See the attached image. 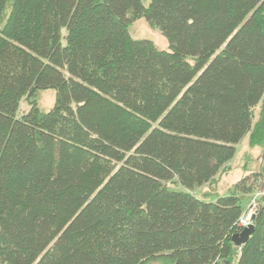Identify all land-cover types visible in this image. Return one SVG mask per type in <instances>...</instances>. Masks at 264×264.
<instances>
[{
    "label": "trees",
    "instance_id": "16d2710c",
    "mask_svg": "<svg viewBox=\"0 0 264 264\" xmlns=\"http://www.w3.org/2000/svg\"><path fill=\"white\" fill-rule=\"evenodd\" d=\"M245 137L264 150V0H0V264H264L263 191L231 238L263 169L197 190Z\"/></svg>",
    "mask_w": 264,
    "mask_h": 264
},
{
    "label": "rangeland",
    "instance_id": "374dc122",
    "mask_svg": "<svg viewBox=\"0 0 264 264\" xmlns=\"http://www.w3.org/2000/svg\"><path fill=\"white\" fill-rule=\"evenodd\" d=\"M148 0H145L147 3ZM64 32V29L62 30ZM129 33L134 38L137 39H149L151 40L158 49L167 51L169 49L168 43L164 36L155 28L149 26V24L144 19L135 20L132 25L129 27ZM55 90L54 89H44L39 92L38 98V107L43 110H48L52 107L55 100ZM29 105L25 100H21L19 103V112L27 111ZM258 107H256V113L258 112ZM18 112V113H19ZM236 153L229 162L230 171L220 175L215 180V183L210 187H202L197 189L198 192H203L207 190L216 191L221 194H228L229 188L232 184L244 174H251L249 172H254L255 170L263 169L264 171V150L259 146H254L251 148L247 143V137L243 138L239 143L236 144ZM248 183H252L254 192L247 194L242 199V203L245 206L244 212L241 214L240 218L245 220V217L248 216L250 205L253 204V201H256L258 196L261 194V191L264 192V177L260 176L255 178L249 177ZM157 264V263H154Z\"/></svg>",
    "mask_w": 264,
    "mask_h": 264
},
{
    "label": "water",
    "instance_id": "95a60500",
    "mask_svg": "<svg viewBox=\"0 0 264 264\" xmlns=\"http://www.w3.org/2000/svg\"><path fill=\"white\" fill-rule=\"evenodd\" d=\"M255 226L251 223L246 225L240 232L234 233L231 238L234 245L240 246L249 239L248 237L253 233Z\"/></svg>",
    "mask_w": 264,
    "mask_h": 264
},
{
    "label": "built area",
    "instance_id": "2783aa9c",
    "mask_svg": "<svg viewBox=\"0 0 264 264\" xmlns=\"http://www.w3.org/2000/svg\"><path fill=\"white\" fill-rule=\"evenodd\" d=\"M254 206V205H253ZM253 208L249 209V212L247 213L248 216L245 217V220L243 218H239L238 225L241 226L242 228L246 227L249 223H251V213L253 212Z\"/></svg>",
    "mask_w": 264,
    "mask_h": 264
},
{
    "label": "bare ground",
    "instance_id": "6f19581e",
    "mask_svg": "<svg viewBox=\"0 0 264 264\" xmlns=\"http://www.w3.org/2000/svg\"><path fill=\"white\" fill-rule=\"evenodd\" d=\"M253 205H254V206H253ZM255 205H256V202H255V201H253V204L250 205V208H253V210H254V211L251 213V214H252V215H251V224H252V217L254 216L253 214H254V212H255ZM250 208H249V209H250ZM243 218H244V217H243Z\"/></svg>",
    "mask_w": 264,
    "mask_h": 264
}]
</instances>
